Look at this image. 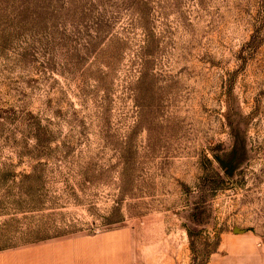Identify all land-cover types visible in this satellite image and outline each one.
<instances>
[{
	"label": "rangeland",
	"instance_id": "rangeland-1",
	"mask_svg": "<svg viewBox=\"0 0 264 264\" xmlns=\"http://www.w3.org/2000/svg\"><path fill=\"white\" fill-rule=\"evenodd\" d=\"M115 231L264 264V0H0V252Z\"/></svg>",
	"mask_w": 264,
	"mask_h": 264
},
{
	"label": "crops",
	"instance_id": "crops-1",
	"mask_svg": "<svg viewBox=\"0 0 264 264\" xmlns=\"http://www.w3.org/2000/svg\"><path fill=\"white\" fill-rule=\"evenodd\" d=\"M125 231L0 252V264H133Z\"/></svg>",
	"mask_w": 264,
	"mask_h": 264
},
{
	"label": "trees",
	"instance_id": "trees-1",
	"mask_svg": "<svg viewBox=\"0 0 264 264\" xmlns=\"http://www.w3.org/2000/svg\"><path fill=\"white\" fill-rule=\"evenodd\" d=\"M221 164H222V162H220ZM222 165H224V164H222Z\"/></svg>",
	"mask_w": 264,
	"mask_h": 264
}]
</instances>
